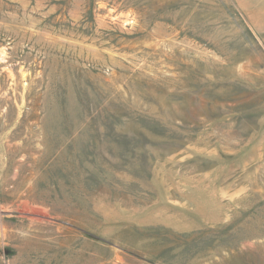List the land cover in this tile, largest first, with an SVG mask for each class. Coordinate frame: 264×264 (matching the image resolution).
Listing matches in <instances>:
<instances>
[{
	"label": "rangeland",
	"instance_id": "rangeland-1",
	"mask_svg": "<svg viewBox=\"0 0 264 264\" xmlns=\"http://www.w3.org/2000/svg\"><path fill=\"white\" fill-rule=\"evenodd\" d=\"M0 264H264V0H0Z\"/></svg>",
	"mask_w": 264,
	"mask_h": 264
}]
</instances>
